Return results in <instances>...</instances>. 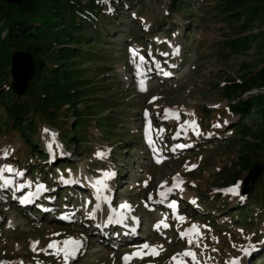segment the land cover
Segmentation results:
<instances>
[{"label":"rangeland","instance_id":"rangeland-1","mask_svg":"<svg viewBox=\"0 0 264 264\" xmlns=\"http://www.w3.org/2000/svg\"><path fill=\"white\" fill-rule=\"evenodd\" d=\"M178 2L181 8L176 10L171 0H129L122 11L117 3L105 1L88 25L92 39L83 42V49L97 55L79 60L87 62L85 79L109 83L96 91L109 92L91 95L75 107L86 114L84 106L94 104V115L84 117L91 123L81 141L83 149L62 139L61 132H71L76 120L69 107L51 118L35 117L42 130L34 135L37 141L25 133L27 144L11 124L0 126V169H13L0 179V264H128L125 256L145 244L162 246L160 255L138 257L132 264H264V214L256 217V206L244 209L255 184L242 193L244 179L256 164H263L255 163L249 149L253 136L233 132L240 124L230 108L236 98L223 96L227 81L239 83V76L263 66L254 50L236 57L225 42L250 33L264 36V13L255 17L250 33L241 35V23L225 24L222 11H215L221 0ZM99 72L104 73L95 74ZM12 81L9 73L4 85ZM263 88L244 93L242 99L264 94ZM104 117L117 124L116 142L108 136V125L101 127ZM253 120L256 115L245 126H252ZM172 134L181 140L173 142ZM152 141L157 142L156 152L147 144ZM30 148L60 158L51 162L48 155L30 161L33 165L20 164V158L30 160ZM4 179L12 183L5 185ZM40 185L45 190L38 191ZM39 195L44 196L40 209L53 198L51 212L21 208ZM161 197L168 202L161 203ZM124 204L130 208H122ZM106 209L112 215L136 217L139 234L128 240L97 235L95 226L101 220L94 213ZM61 210L69 217L63 219ZM74 210L78 214L70 216ZM179 216L183 219L177 220ZM161 222L169 228H158ZM193 226L196 233L191 232ZM65 241L80 242L67 260L62 251L57 254L49 247L56 243L62 249ZM189 251L195 260L182 255Z\"/></svg>","mask_w":264,"mask_h":264},{"label":"trees","instance_id":"trees-1","mask_svg":"<svg viewBox=\"0 0 264 264\" xmlns=\"http://www.w3.org/2000/svg\"><path fill=\"white\" fill-rule=\"evenodd\" d=\"M105 1L111 3V6L117 3L123 11L129 3V0H23L20 5H12L6 0H0V108L3 109L4 114L0 117V126L11 124L12 128H16L21 133L27 141L26 144L30 140L37 141L34 135L40 127L35 122V117L51 118L56 116V112L60 109L69 107L76 120L72 123L71 132L61 133L65 141L76 142L77 148L83 149L81 141L86 140L91 123L89 120H84V117L94 115L95 112L91 107L94 104L88 103V106H84L87 109L86 114L76 110L75 107L81 100L90 99L91 95L109 92V90L96 91L97 87L108 86L109 83L96 85L85 79L87 62L81 63L79 60L91 59L97 55L83 49V42L92 39L91 33L87 32L88 25L92 24V19L102 12ZM178 3V0H171V8L179 10L181 7ZM95 9H98L96 13L93 11ZM215 11H222L220 18L225 24L241 23L237 33L243 35L250 33L255 17L264 13V0H221ZM225 47L236 57L254 50L260 66L263 65L255 71L243 73L244 75L239 76V83L233 80L227 81L223 96L227 99L236 98L237 101L230 106L232 112L240 117V124L236 126L234 132L238 134L246 131V134L253 136L249 149L255 157V163L262 161L264 167V94L256 93L247 100L242 99L244 93L264 87V36H254L250 33L234 39L228 37ZM16 50L30 53L34 64L33 76L24 99L14 94L12 84L4 85L10 73L11 54ZM9 99H11L10 105ZM119 107L122 112L125 111L124 107ZM252 115H256V120L252 121V126H245ZM112 121L107 117L101 118V127L108 125L106 126L109 131L108 136L113 137V141L116 142L117 124ZM253 126L255 131L250 132ZM25 133L31 136L30 140H27ZM230 143H233V140H230ZM32 151L28 158L44 156L40 150L38 154ZM249 161L248 169H250ZM263 200L264 175L255 183L253 192L244 202V209L256 206L257 210L254 212L260 216L264 214Z\"/></svg>","mask_w":264,"mask_h":264},{"label":"water","instance_id":"water-1","mask_svg":"<svg viewBox=\"0 0 264 264\" xmlns=\"http://www.w3.org/2000/svg\"><path fill=\"white\" fill-rule=\"evenodd\" d=\"M7 3L20 5L23 0H6ZM33 61L29 53L24 51H15L12 56L11 76L13 79V90L16 94L23 96L29 87V82L33 75ZM262 167L256 165L245 179L244 191H247L249 182L254 183L258 175L261 173Z\"/></svg>","mask_w":264,"mask_h":264},{"label":"snow or ice","instance_id":"snow-or-ice-1","mask_svg":"<svg viewBox=\"0 0 264 264\" xmlns=\"http://www.w3.org/2000/svg\"><path fill=\"white\" fill-rule=\"evenodd\" d=\"M178 51L179 50L177 49V53H178ZM141 60H143V58H141ZM169 111L171 112V110H169ZM176 118L177 119L179 118L178 115H176ZM45 131L47 132L48 130L46 129ZM181 147H183V145H181ZM5 155H7V150H5ZM98 155H100L101 158H102L104 154L103 153H99ZM4 171L13 172V169L10 166H5L3 169H0V179H3V172ZM18 175H23V174L22 173H18ZM105 175L110 178L112 175H114V173H106ZM11 183H12V181L10 179H4V184L5 185H10ZM99 183H102V181L99 182ZM39 190H45L44 189V186L43 185H40L39 188H38V191ZM232 191H233L234 194H236L235 193V189H233ZM121 207L124 208V209H129L130 208V206L127 205V204L121 205ZM113 211H115V210H113ZM120 217H121V219L116 220V221H113L111 218H109V222L110 223L111 222H115V223L122 222L123 213L120 214ZM160 226L161 225H157L158 228ZM163 226L164 227H167V224H163ZM191 232H193V233H196L197 232L196 226H193V229H191ZM64 244L67 245V247H64L63 249H61L60 247H58L56 243L50 244L49 247H52V248L56 249L57 254H59L62 251L63 254H64L65 260H67L70 256H74L75 255L76 251L78 250V248L80 246V242L79 241H65ZM159 247H162V246L153 247V246H149V245L145 244V245H143V249H149V252L145 253L142 250H138L136 253H134L132 255L133 256H139L140 258H143V255H145V254L158 255L159 254V252H158V248ZM245 254H250V253L248 252V250H245ZM182 255L191 256L193 258V260H195V254L192 253V252H190V251L189 252H186V253H183ZM128 259H129V257H125V260L126 261ZM173 259L176 260L175 257ZM176 264H185V262L182 261V260H177L176 261ZM235 264H238V261L235 262Z\"/></svg>","mask_w":264,"mask_h":264},{"label":"bare ground","instance_id":"bare-ground-1","mask_svg":"<svg viewBox=\"0 0 264 264\" xmlns=\"http://www.w3.org/2000/svg\"><path fill=\"white\" fill-rule=\"evenodd\" d=\"M51 199H53V198H50L49 199V202H47L45 205H43V206H47V207H52V206H54V204L52 203L53 201L51 200ZM28 205H26L24 208H26V210H33V209H37V210H42V209H40L39 207L41 206L40 204H42L43 203V201H44V196L43 195H39V196H33V197H31V198H29L28 199ZM46 202V201H45ZM102 206V205H101ZM106 207V206H105ZM22 208V207H21ZM42 208H44V207H42ZM161 208V207H160ZM99 209V208H98ZM104 209V208H103ZM156 209H157V207H156ZM101 210V209H100ZM56 211V210H55ZM62 211V210H61ZM104 212H102V217L106 220V223H104L103 225H105V224H108V223H110L109 222V218H111L113 221H116L117 219H116V217H118V216H116V215H112L111 213H109V211L106 209V210H103ZM65 212V211H64ZM99 211H97V212H95L94 214L95 215H97V216H101L99 213H98ZM43 213V212H42ZM41 212H40V214H42ZM70 214H71V212H69ZM44 214V213H43ZM78 214V213H77ZM50 216V215H49ZM131 217V215H129V214H127V215H125V216H123L124 218H126L125 220H126V222L127 223H130V221L127 219V218H129L130 219V217ZM120 217V216H119ZM93 218V217H92ZM135 219V218H134ZM90 220V219H89ZM135 221H136V219H135ZM125 228H127V227H125ZM140 229L141 228H139V231H140ZM98 237V236H97ZM112 239V238H111ZM137 239V238H136ZM128 240V239H127ZM107 242V241H106ZM128 242V241H127ZM117 243V242H116ZM119 243H121V242H119ZM127 247H129V246H127ZM130 249V248H129Z\"/></svg>","mask_w":264,"mask_h":264}]
</instances>
